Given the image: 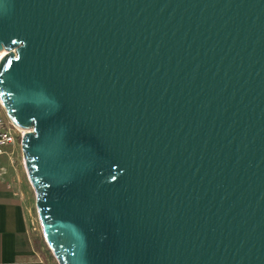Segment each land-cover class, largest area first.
Wrapping results in <instances>:
<instances>
[{
    "label": "water",
    "instance_id": "1",
    "mask_svg": "<svg viewBox=\"0 0 264 264\" xmlns=\"http://www.w3.org/2000/svg\"><path fill=\"white\" fill-rule=\"evenodd\" d=\"M2 50L58 264H264V0H0Z\"/></svg>",
    "mask_w": 264,
    "mask_h": 264
},
{
    "label": "crops",
    "instance_id": "2",
    "mask_svg": "<svg viewBox=\"0 0 264 264\" xmlns=\"http://www.w3.org/2000/svg\"><path fill=\"white\" fill-rule=\"evenodd\" d=\"M2 162L6 166L0 172V264H49L31 231L35 202L23 190V178L12 161L5 157Z\"/></svg>",
    "mask_w": 264,
    "mask_h": 264
},
{
    "label": "built area",
    "instance_id": "3",
    "mask_svg": "<svg viewBox=\"0 0 264 264\" xmlns=\"http://www.w3.org/2000/svg\"><path fill=\"white\" fill-rule=\"evenodd\" d=\"M1 56L2 55H0V61L2 59ZM27 131L28 130L20 128L12 122V120L7 115V112L5 110L2 101L0 100V156L7 154L10 157L12 163L15 164L13 157L14 150L18 145L21 144V139L27 133ZM9 148H12V150H8ZM21 164L28 178L23 153L21 158ZM35 208H36V213L32 211V216L30 220L31 231L33 233L40 231L43 235V230L36 207V199H35Z\"/></svg>",
    "mask_w": 264,
    "mask_h": 264
},
{
    "label": "rangeland",
    "instance_id": "4",
    "mask_svg": "<svg viewBox=\"0 0 264 264\" xmlns=\"http://www.w3.org/2000/svg\"><path fill=\"white\" fill-rule=\"evenodd\" d=\"M8 150H12V148H9ZM5 157L9 158V160L11 161L10 157L7 155V154H4V155H1L0 156V172L1 170L4 168V166H6L5 164H3V159H5ZM14 161H15V169L17 172H19L21 174V178H23V183H24V187H23V190L27 193V195L30 196V200L34 201L35 202V199H36V196H35V192L33 190V187L31 186L28 178H27V175L25 173V170L21 164V158H22V147H21V144L18 145L15 150H14ZM13 165V164H12ZM13 165V166H14ZM34 213H36V208L34 206ZM33 236L35 237L34 238V241L39 245V249L40 251L45 255V257L48 259L49 261V264H58V261L56 260V258L54 257L51 249L49 248V246L47 245L45 239H44V236L42 235V233L39 231V232H34L33 233Z\"/></svg>",
    "mask_w": 264,
    "mask_h": 264
},
{
    "label": "bare ground",
    "instance_id": "5",
    "mask_svg": "<svg viewBox=\"0 0 264 264\" xmlns=\"http://www.w3.org/2000/svg\"><path fill=\"white\" fill-rule=\"evenodd\" d=\"M6 53H7V51H5V50L0 51V55H2L1 57H3Z\"/></svg>",
    "mask_w": 264,
    "mask_h": 264
}]
</instances>
